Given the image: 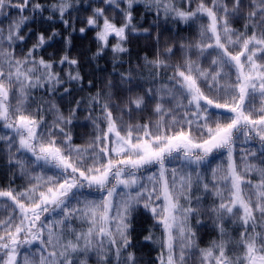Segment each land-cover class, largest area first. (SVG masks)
I'll list each match as a JSON object with an SVG mask.
<instances>
[{
  "label": "snow or ice",
  "instance_id": "obj_1",
  "mask_svg": "<svg viewBox=\"0 0 264 264\" xmlns=\"http://www.w3.org/2000/svg\"><path fill=\"white\" fill-rule=\"evenodd\" d=\"M0 158V264H264V0H0Z\"/></svg>",
  "mask_w": 264,
  "mask_h": 264
},
{
  "label": "trees",
  "instance_id": "obj_2",
  "mask_svg": "<svg viewBox=\"0 0 264 264\" xmlns=\"http://www.w3.org/2000/svg\"><path fill=\"white\" fill-rule=\"evenodd\" d=\"M75 13L73 14V19L75 18ZM81 19L84 16V13H80ZM143 17V19H142ZM136 19L143 23L145 27L149 26L152 23V16L150 14L145 15L144 10L142 8L138 9L136 11ZM76 28L83 26L78 21L76 22ZM237 27H240V24L236 25ZM47 27V25H45ZM57 30L63 31L62 25H57ZM182 35H186L182 33ZM74 45L75 48L72 52L73 56H79L82 53H88L90 55V49H95V44L92 43V35H88L86 39L80 38L78 33L74 34ZM58 47H60L58 45ZM130 52H131V62L133 65H135L137 62H142V57L147 55L151 57L153 55V47L152 42L145 40V39H134L129 44ZM56 51V49H49L48 53H52ZM46 53L45 55H47ZM129 57L125 56V61H127ZM100 66L104 69V71H99L95 68V65H88L84 64V67L82 69V74L85 76L86 81L87 80H93L94 83H96L97 87H102L103 83L105 82L106 78L108 77L109 73H112V60L111 57H105L104 59L100 60ZM128 69V64L125 63L123 67H118L117 71H126ZM83 95H87V91L83 93ZM83 119V118H81ZM91 129H75V136L76 143H83L84 141L82 139H79V137L84 136L86 131H90ZM237 156H239V153H237ZM10 179V173L8 172L7 165L3 158H0V188H6L8 186V182ZM23 181L19 178L16 179V184L21 185ZM152 224L151 219L149 218L148 214L142 213L137 216L136 218V231L137 233L145 232L146 229ZM159 235V232L156 233ZM216 236L215 231L211 228H204L201 229L199 232V241L201 246H207L211 240H213ZM156 247L155 246H145L143 247L139 255L142 256L145 264H151V261L156 257Z\"/></svg>",
  "mask_w": 264,
  "mask_h": 264
},
{
  "label": "rangeland",
  "instance_id": "obj_3",
  "mask_svg": "<svg viewBox=\"0 0 264 264\" xmlns=\"http://www.w3.org/2000/svg\"><path fill=\"white\" fill-rule=\"evenodd\" d=\"M92 264H95V261L94 260L92 261Z\"/></svg>",
  "mask_w": 264,
  "mask_h": 264
}]
</instances>
